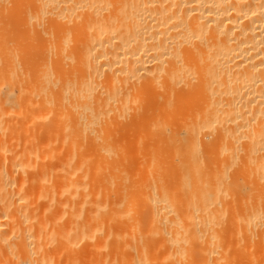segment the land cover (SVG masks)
I'll return each mask as SVG.
<instances>
[{"label": "bare ground", "instance_id": "obj_1", "mask_svg": "<svg viewBox=\"0 0 264 264\" xmlns=\"http://www.w3.org/2000/svg\"><path fill=\"white\" fill-rule=\"evenodd\" d=\"M0 264H264V0H0Z\"/></svg>", "mask_w": 264, "mask_h": 264}, {"label": "rangeland", "instance_id": "obj_2", "mask_svg": "<svg viewBox=\"0 0 264 264\" xmlns=\"http://www.w3.org/2000/svg\"><path fill=\"white\" fill-rule=\"evenodd\" d=\"M7 16V18H10V19H12L13 17V14L11 15V14H8V15H6ZM16 17H14L12 20V25L16 22ZM15 21V22H14ZM16 33V34H15ZM14 33V35H13V38L12 39H15V40H17V37H18V35H17V31ZM25 48H23L25 51H26V47L27 46H24ZM119 115H121V114H119ZM99 122H100V120L99 119H97L96 121H95V123H94V127H95V129L97 130V131H103L104 130V124L103 123H101V125L99 124ZM204 131H207V130H204ZM116 133V132H115ZM140 134H142L141 132H139ZM138 136V135H137ZM125 138H132V134H126V136H125ZM88 146H89V148H90V150H93V151H98V147L96 146V145H93V144H88ZM130 149L131 150H133L134 149V147H130ZM114 151H117L118 153L120 152V149L119 150H114ZM109 152H106V151H103L102 150V153H101V159L102 160H108L109 159ZM111 191H117V186L116 187H111ZM88 208L90 207V206H87Z\"/></svg>", "mask_w": 264, "mask_h": 264}]
</instances>
